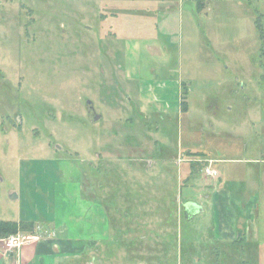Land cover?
Returning a JSON list of instances; mask_svg holds the SVG:
<instances>
[{
  "label": "rangeland",
  "instance_id": "374dc122",
  "mask_svg": "<svg viewBox=\"0 0 264 264\" xmlns=\"http://www.w3.org/2000/svg\"><path fill=\"white\" fill-rule=\"evenodd\" d=\"M160 1L0 0V219L27 217L46 230L55 204L67 201L68 210L78 191L98 203L108 228L90 252L95 264H258L264 226L240 237L241 247L238 238L220 241L211 216L184 202L183 185L196 178L194 193H211L220 174L227 179L223 168H239L231 160L263 158L264 135L251 137L264 124V39L255 23L264 33V0H180V8L175 0L170 11ZM158 32L176 66L157 74L191 88L186 116L176 91L162 97L166 112L141 113L150 71L132 66L150 62L145 44ZM203 142L223 159L221 173L208 163L218 175L202 172V160L179 167L196 155L187 146ZM236 171L227 182L239 205Z\"/></svg>",
  "mask_w": 264,
  "mask_h": 264
},
{
  "label": "crops",
  "instance_id": "0c3cea01",
  "mask_svg": "<svg viewBox=\"0 0 264 264\" xmlns=\"http://www.w3.org/2000/svg\"><path fill=\"white\" fill-rule=\"evenodd\" d=\"M154 2H157V0H154ZM178 2V7L180 8V0H178ZM155 4H158V2ZM159 4L161 6L165 5L163 8L169 11L176 9L177 7V5H175V0H162ZM147 11H151L149 6ZM162 17H164V15H162ZM180 21L181 26H183L182 20ZM168 22L166 21L167 27L169 25ZM148 36L152 37L153 40L147 41L145 47L148 51V56H152L154 59L149 57V63L144 61L145 65H142V61L140 60L139 63L136 62V67L132 66L134 69L137 67H146L150 71L149 78L147 79L148 81L143 80L141 83V97L139 101L141 113L144 115H152L153 112L164 111L165 107L161 105V102H163V95L167 97V92L170 93L176 91V96L179 97L181 94V111L179 113H181V116H186L190 110V105L189 101L185 100L186 97L184 93L189 94L192 90L191 88H188L189 86L183 81H181L180 84L185 87L186 92L180 90V84L177 81L171 80L173 75L162 77L157 74L162 68L176 66V63L174 65L171 64L170 53H165L166 48L164 46V43L165 45H168V42L167 40H165L166 42L163 39L161 40L159 37L161 34L159 32L158 34L148 33ZM140 44L142 43L138 41L134 42L135 53L139 56L136 58V61H138L142 55L141 50L137 51L140 48ZM127 68H129V65H127ZM135 75L136 74H134V76ZM128 79L131 78L128 77ZM184 101L186 103V110L183 109ZM252 122L254 124L256 123V125L258 123L256 118ZM263 131L264 124L262 125L261 133L256 132L254 136L251 137V141L257 142L259 137L262 134L264 135ZM253 146V148L250 147L251 152L260 154V145L255 143ZM187 148V151L190 150L196 155L191 157V160H188L189 162H182L181 166L178 162L180 168L186 163H190L197 168L200 166L199 162L201 160L205 163L213 161L216 167L219 165L216 164L223 160L216 159V157L212 156V154L207 151L208 147L204 145V142L203 144L196 143L195 145H188ZM192 149H195V151ZM247 153L248 147H245V154ZM262 156L264 158V155ZM257 158L258 157L255 159V157L244 156L237 160H231L240 165L239 168H237L238 176H242V180L239 179L238 181L239 205L235 203V200L231 195L233 185L231 184L232 186H230L227 182L228 175L231 173L232 175L237 174L236 168H229L230 170L228 168H223L225 172L224 174H227V179L225 181H223L222 178L220 179V174L219 180H215V189L210 188L208 191L211 193L208 194L194 193L195 190L197 191L196 186L198 181L196 178L193 180L192 186L190 185L192 179H189L183 185L187 196L185 197L184 202L189 199L190 203H195L198 209V216L204 214V217H206V213L211 216V230L216 238L220 237V241L222 242H232L233 239L238 238V247H241L244 244L243 240H245L246 237L248 239L252 238V236L258 237L264 226V219L260 218L264 205V182L261 177L263 169L260 167L264 165V159ZM206 166H208V163ZM220 169H223H218L221 173L222 171ZM233 180H235V178ZM233 184H235V182ZM74 195L77 200L76 202L71 203V208L68 210L67 208L69 205L67 201L66 203L59 201L55 204L53 217L47 221V223H44L47 224V226H45V228H47L46 230L39 229L41 228V224L35 222L33 219H26L27 217L24 219H20V217L13 219L18 222H33L36 226L35 234L41 235V238L33 239L31 242L12 251H7L0 244V264H95V257H91L92 254L90 255V252L95 250L96 245L101 239L103 240V238H107V224L104 222L103 211H101V209L98 210V203L82 201L80 192L78 191L75 192ZM196 197L197 201L190 199ZM198 197L200 199H198ZM78 208L80 209L78 210ZM208 208L210 212H208ZM197 209L195 208L196 211ZM35 234L34 236H36ZM242 236H245V239L241 241L239 238ZM257 245L262 250L260 251L261 257L258 264H264V262L262 263L264 241L258 242Z\"/></svg>",
  "mask_w": 264,
  "mask_h": 264
},
{
  "label": "trees",
  "instance_id": "16d2710c",
  "mask_svg": "<svg viewBox=\"0 0 264 264\" xmlns=\"http://www.w3.org/2000/svg\"><path fill=\"white\" fill-rule=\"evenodd\" d=\"M257 29L261 35V38L264 39V33L262 28V23L260 18L256 20ZM183 109L186 110V103L183 102ZM36 226L33 222L30 221H9L0 219V237L5 238L12 234L25 233V234H34ZM239 242V241H238Z\"/></svg>",
  "mask_w": 264,
  "mask_h": 264
},
{
  "label": "built area",
  "instance_id": "2783aa9c",
  "mask_svg": "<svg viewBox=\"0 0 264 264\" xmlns=\"http://www.w3.org/2000/svg\"><path fill=\"white\" fill-rule=\"evenodd\" d=\"M212 167H210V165L208 164V167H206V171L213 175H218V171L213 169ZM33 237L34 238H32V235L25 233L12 234L4 238L5 248L7 251H12L14 249L20 248L26 243H29L33 239H39L37 235Z\"/></svg>",
  "mask_w": 264,
  "mask_h": 264
},
{
  "label": "flooded vegetation",
  "instance_id": "af4514ba",
  "mask_svg": "<svg viewBox=\"0 0 264 264\" xmlns=\"http://www.w3.org/2000/svg\"><path fill=\"white\" fill-rule=\"evenodd\" d=\"M210 161H208L207 163H209ZM203 164H207V163H205V162H202ZM202 169V172L204 171V168H206V165H203L202 167H201Z\"/></svg>",
  "mask_w": 264,
  "mask_h": 264
}]
</instances>
